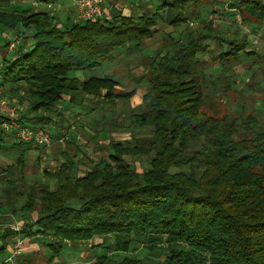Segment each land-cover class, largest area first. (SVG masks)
I'll list each match as a JSON object with an SVG mask.
<instances>
[{
    "label": "trees",
    "instance_id": "obj_1",
    "mask_svg": "<svg viewBox=\"0 0 264 264\" xmlns=\"http://www.w3.org/2000/svg\"><path fill=\"white\" fill-rule=\"evenodd\" d=\"M35 1L61 0H0V31L33 29L32 45L19 47L14 60L1 63L0 88L12 98L24 93L27 116L54 109L67 94L104 92L107 102L133 94L117 91L113 77L80 81L75 73L99 68L123 48L140 51L161 16L101 18L63 28L46 12L13 10ZM203 1L221 2L245 23L264 21V0H161L158 7L176 29L188 20L186 8ZM205 38L189 33L157 63L146 59L142 79L148 87L143 105L129 117L130 139L109 142L107 160L81 174L66 158L56 173L47 174L56 182L54 189L37 183L19 193L14 181L5 182L7 211L25 222L19 231L0 230V264L10 256L7 241L14 238L40 242L50 252L46 264H52L64 248L77 251L79 241L95 236L103 243L93 251V264H264V130L252 115L237 126L203 111L213 107L207 105L197 58ZM226 44L228 51L215 58L222 69L240 65L242 54L252 55L245 52V41ZM46 119L41 116L38 123ZM4 138L10 137L0 126V142ZM143 158L148 168L140 174L131 160ZM23 159L20 155L21 166ZM21 196L17 207L12 198ZM19 257L8 264H31Z\"/></svg>",
    "mask_w": 264,
    "mask_h": 264
},
{
    "label": "rangeland",
    "instance_id": "obj_2",
    "mask_svg": "<svg viewBox=\"0 0 264 264\" xmlns=\"http://www.w3.org/2000/svg\"><path fill=\"white\" fill-rule=\"evenodd\" d=\"M102 1L103 4L101 7L104 12L108 9H113V12L116 11L115 14H117L116 16L109 18L108 21H111L116 17H123L124 15L137 16L140 14H157L159 17L161 16L156 26V32L159 33L156 37L144 40L140 51H133L132 48H123L114 52L111 62V59H109L103 62L102 65L95 70L76 73H80L87 79L90 77H112V75L116 76L117 73L125 75L127 74V71L123 73V70H126L127 68H131V70H136L139 67L144 68V63L147 60H153L155 61L154 63H157L165 53L170 52V50L173 51V46L177 47L180 44H183L189 33H192V35L205 34L207 37L204 39V45H206V48L203 52L197 54V58L200 61V68H202V70H200V68L198 69L203 72L202 74L206 79V86L203 92L208 100L207 105L213 107H205L203 108V111L206 112L207 115H212L217 112L216 117H226L228 120H233L237 126L240 125V123L249 115H252L256 117L259 127L264 130V21L257 23L250 20V22L245 23L241 15H238L234 11H230L227 7L221 5V2L219 4H213L209 1H203L199 3V6L197 7L191 4L186 8L185 14H189V16H187L188 20L186 24H182L180 27L174 29L167 25L166 10L158 7L161 0ZM35 2L39 4V10L46 12L49 16L55 19V23H57L58 27L62 25L61 22L63 23L65 21V18H62V16H66L62 13L65 12L64 9H67L68 12H70L69 15L75 14V17L70 15L75 23L81 21L74 12L72 1L61 0L51 1L49 3ZM36 8L38 7H35V9ZM19 9H29L30 13H37L32 9V5H30L29 2L22 3L18 9L13 8V10ZM104 12L102 19H104L105 16ZM208 23L210 24L209 27L211 30L206 26ZM7 34L10 37H8ZM4 39L6 42H4ZM229 41H245L247 43L245 52L252 53V55L246 56L245 54H242L240 65L235 67L234 64H228L222 69L218 67L219 63L215 58L218 57L220 53L228 51L229 48L226 43ZM29 43L30 46L33 43L32 28L18 26L15 29H5L0 31V51L2 52L5 51L8 53V50L15 52L19 47L24 49ZM13 44L17 47L11 49L10 47ZM109 62L111 63V67L108 66ZM122 62L126 63L127 66L119 65ZM112 65L117 66L112 67ZM112 69H114V71H112ZM121 74L119 76L122 78H119L121 80L118 81L119 86L117 87V91H125V89H127V91L134 90L133 94L127 99L116 100L115 102H107L106 100L100 99L96 100V103L94 104L96 107H92V105H90L92 102L88 101L86 95L81 93L69 94L72 95L74 99V105L72 107L74 111H71L70 109L66 110L65 113V108L68 107V104L65 103L64 105V102L59 104L58 102L54 109L34 112L31 113V115H28V117H32L31 119L34 121L41 116L50 117L51 115L55 117L53 119L58 120L57 114L64 112L67 115V112H69L68 116L71 118H69L68 122L66 120L62 122L60 119V121H56L54 125H52L53 127L50 126L51 122L49 118L47 119L46 124L31 123V120L26 118L31 125H42L46 127L50 133L55 130L56 126L60 127L63 125V128L60 130L61 134L59 138L53 142L54 144H52L56 145L55 152H53V154L46 153V148H41V152L39 151L41 157L46 156L48 158H36L40 153L34 151L32 152V156H27L23 159L24 167H15V159L0 152V176L4 178L2 179L0 177V230L4 231V228L10 225L9 223L15 224L20 228L21 223L25 222L23 216H20L19 213L11 216L7 211L8 208L5 206L6 194L4 190L7 188V185L5 182L14 181L15 184H17L16 190L19 193H23L26 187L37 183H48L50 188L54 189L56 187V182L49 179L47 174L54 172L58 168L60 161L61 163L65 162V159L68 158L77 165L79 172H84L83 170L92 166L93 163L107 160L109 154V142H124L130 139V130L128 129L130 124L129 117L132 111H137L138 108L143 105L144 96H139V93H145L148 85L143 79L139 83H136V81L131 80L128 75L122 76ZM1 98L7 100L11 105L16 104L15 106L19 110V113L23 117L24 115L27 116L26 111L28 110V103L24 99L23 92H21L18 97L14 96V98L8 96L6 92H2ZM81 102L88 107H92L93 109L91 110H95L94 113H90L93 117L84 118V112L76 109L78 107L77 105ZM71 126H73L78 132L84 133V135L86 134L84 137L89 139L91 142L90 146L83 143L78 145V141H76V144L70 142L68 132L71 130ZM119 127L123 128L119 129ZM59 139H61V142L58 141ZM91 156L96 157V159L92 160L93 157ZM131 162L132 165L135 166L136 171L140 174L145 172L148 168V163L145 158L136 159L135 161L131 160ZM83 167L85 168L82 169ZM12 199H15L16 206L18 205L17 207H19L23 204L24 196H21L20 198L14 197ZM8 217L11 219L8 220ZM35 217L36 214L33 215V218ZM96 237L98 236L78 242L79 249H85L88 252L82 254V259L84 261L79 259L78 262L80 264H90L87 261L88 258L93 255L89 253H93L95 248L94 244L97 243L100 245L103 243V237L99 236L97 240ZM16 240L21 239L18 237L10 241L13 242ZM10 241L8 240L7 243L9 246H12ZM24 241H29V243H32L31 246L33 247L39 246L44 258L46 257V260L49 258L50 252L47 251L44 246H41L40 242L33 239H23L20 248L22 254L18 259H27L25 258L26 256H23L25 254ZM64 243L71 244L69 240L64 241ZM12 250L13 247H11V251ZM11 251L9 252V255H11ZM140 251V257H145V252H142V249ZM33 258L34 260H32V264H40L39 259L35 260V256ZM57 258L54 259V262ZM54 262L52 264H54Z\"/></svg>",
    "mask_w": 264,
    "mask_h": 264
},
{
    "label": "crops",
    "instance_id": "obj_3",
    "mask_svg": "<svg viewBox=\"0 0 264 264\" xmlns=\"http://www.w3.org/2000/svg\"><path fill=\"white\" fill-rule=\"evenodd\" d=\"M67 1H71V0H67ZM34 3H36V2H31L30 3V5H32V9H34V11L35 12H37V13H39V12H44V11H41V10H39V4L38 3H36V5H34ZM103 4V3H102ZM42 6V5H41ZM72 6H73V3H72ZM35 7H38V8H36L35 9ZM65 10V12H62L63 14H65L64 16L65 17H63L62 16V18H65L64 20V22L62 23L61 22V24L64 26V27H70L73 23H75L72 19H71V16L70 15H72V14H70L69 15V13L70 12H68V10L67 9H64ZM104 12V11H103ZM116 13V11L115 12H113V9H108L107 11H105L104 12V14H105V16H104V19L105 20H109V18H111V17H113V16H116L117 14H115ZM72 16H74L75 17V14L74 15H72ZM187 16H189V14H185L184 13V18L185 19H188L187 18ZM123 17H129L128 15H124ZM68 18H70V19H68ZM72 21V22H71ZM61 25V26H62ZM62 26V27H63ZM179 32H181V31H179ZM158 33L159 32H156L155 33V35L153 36V37H156V35H158ZM7 36L8 37H10L8 34H7ZM4 42H6L5 41V39H4ZM143 43H144V41H143ZM143 43H142V46H143ZM6 44V43H5ZM30 47V43L29 44H27L26 45V47L23 49V50H27L28 48ZM142 48V47H141ZM22 49V48H21ZM17 54H18V50L17 51H9L8 50V53H6L5 51H0V59H1V63H3V62H5V61H12V60H14L15 58H16V56H17ZM112 60H110V62H111ZM109 62V67H111V63ZM102 65V64H101ZM119 65H121V66H127V64L126 63H124V62H122L121 64H119ZM117 65H112V67H116ZM112 71H114V69H112ZM127 71V74H121V73H117V75L116 76H114V75H112V77H113V79L115 80V81H120L121 79H119V78H122L121 76H119L120 74L122 75V76H126V75H128L130 78H131V80H133V81H136V83H137V81L138 80H140V79H142L143 77H144V75H145V69L144 68H141V67H139V68H137L136 70H131V68H127L126 70H123V73H125ZM75 76L80 80V81H82V80H85V79H87V78H85L84 76H82L80 73H76L75 74ZM123 80H124V77H123ZM143 93V92H142ZM140 94L139 93V96L141 95L142 97L144 96V94L146 93H143V94ZM103 95H104V92H100L99 93V95H97V96H89V95H86V97L88 98V101L89 102H92V104H90V105H92V107L94 106V107H96V105H94L95 103H96V100H100V99H102L103 100ZM95 98H97V99H95ZM62 102H64V105H65V103L66 104H68L67 106L68 107H66L65 108V113H66V110H70L71 109V111H74L73 109H72V107H73V105H74V99H73V96L72 95H69V94H67V95H65V96H63L62 97V100L59 102V104H62ZM13 104H15V103H13ZM16 105V104H15ZM78 107L76 108V109H78V110H80V111H82V112H84L83 114H84V118H90V117H93V115L92 114H90L91 112L92 113H94L95 112V110H91V109H93L92 107H88L86 104H84L83 102H81V103H79L78 105H77ZM64 112H60L59 114H57V119L58 120H55V119H53V118H55V117H53V115H51L50 117H47V118H49L50 119V122H51V125L50 126H52V125H54V123L56 122V121H60V119L62 120V122H64L65 120L68 122V120H69V118H71L70 116H68V114H69V112H67L68 114L66 115ZM46 116H44V118H45ZM81 117V116H80ZM26 118L27 119H30L31 121V123H38V119L36 118V121H34L33 119H31L32 117H28V116H26ZM47 120V119H46ZM50 124V123H49ZM53 127V126H52ZM55 127V126H54ZM66 127V126H65ZM68 127V126H67ZM63 128V125L62 126H56L55 127V130L54 131H52L51 132V134H52V139H53V141L55 142L56 141V139H58L59 138V136H60V134H61V129ZM70 129V128H69ZM53 130V129H52ZM86 130V129H85ZM87 133H88V130H87ZM86 135V134H85ZM84 135V133H80V132H78L73 126H71V130H69V132H68V138L70 139V142L72 143V144H76V141H78L77 142V144L78 145H81L82 143L83 144H85V145H87V146H90V144H91V142L89 141V139H87L86 137H84L85 136ZM83 140H85V141H83ZM54 144V143H53ZM0 146H2V151H0L2 154H5V155H9V156H11V157H13L14 159H15V161H14V166L15 167H17V166H21L19 163H18V159H19V157H20V155H22V157H24V158H26L27 156L29 157V156H32V152H34V151H37L38 153H40L41 152V150L40 149H35V148H32V147H30V148H28V147H26V146H24V145H20V144H18V143H16L11 137L9 138V139H6V138H4L3 139V141L2 142H0ZM19 146H21V148L19 149L18 147ZM55 146L56 145H52V146H50V147H47L45 150H46V153H49V154H53V152H55ZM28 148V149H27ZM40 151V152H39ZM43 151V150H42ZM38 157H41V153L40 154H38L37 156H36V158H38ZM91 157H93L92 158V160L93 159H96V157H94V156H91ZM33 158V157H32ZM41 158H48V157H41ZM40 160H42V159H40ZM50 163H52V162H50ZM49 163V164H50ZM63 163V162H62ZM61 161H60V163L58 164V168L54 171V172H52V173H56L57 171H58V169L60 168V166H61ZM91 163V162H90ZM21 167H24V164H23V166H21ZM85 167H83L82 169H84ZM87 169H85V170H83V171H86ZM81 174L83 173V172H80ZM1 177V176H0ZM2 178V177H1ZM2 179H4V178H2ZM99 237H96V240L98 239ZM24 243H25V245H24V247H25V254L23 255V256H26L25 258H27V259H25V260H28L31 264H32V260H34V256H35V260L36 259H39V262H40V264H46V257L44 258V255L42 254V251L40 250L41 248L39 247V246H37V247H33V246H31V244L32 243H29V241H24ZM97 244V243H96ZM94 244V246H95V248H98V246H99V244ZM11 246V245H10ZM8 247V251L10 252L11 251V247ZM95 248H94V251H95ZM26 249H27V251H26ZM84 252H86V253H88L85 249H79V250H77V251H73L72 249H71V247H67V248H64V251L59 255V257L57 258V260L54 262V263H56V264H80L78 261H79V259H82L83 257H82V254L84 253ZM22 254V253H21ZM35 254V255H34ZM89 254H93L91 257H89L88 258V263H90V264H92L93 262H94V253H89ZM36 255H37V257H36ZM33 256V257H32ZM83 260V259H82ZM84 261V260H83ZM86 262V261H85Z\"/></svg>",
    "mask_w": 264,
    "mask_h": 264
},
{
    "label": "built area",
    "instance_id": "obj_4",
    "mask_svg": "<svg viewBox=\"0 0 264 264\" xmlns=\"http://www.w3.org/2000/svg\"><path fill=\"white\" fill-rule=\"evenodd\" d=\"M74 6V12L81 21L96 23L103 16L102 0H71ZM36 5V3H34ZM15 44L11 45V49L16 48ZM0 64V81H1ZM0 88V121L1 128L6 136L11 137L18 144L29 145L35 149L47 148L53 144L51 133L46 127L40 125H31L24 120L23 116L15 105H11L7 100L1 98ZM61 142V139L58 140ZM8 228L12 231H19V226L10 224ZM22 240H16L13 245L11 255L4 259L3 263H11L15 257L21 254Z\"/></svg>",
    "mask_w": 264,
    "mask_h": 264
}]
</instances>
